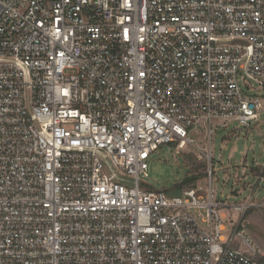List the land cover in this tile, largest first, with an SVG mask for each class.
Returning a JSON list of instances; mask_svg holds the SVG:
<instances>
[{
    "label": "built area",
    "instance_id": "2783aa9c",
    "mask_svg": "<svg viewBox=\"0 0 264 264\" xmlns=\"http://www.w3.org/2000/svg\"><path fill=\"white\" fill-rule=\"evenodd\" d=\"M263 110L264 0H0V264H264L210 147L206 191L140 182Z\"/></svg>",
    "mask_w": 264,
    "mask_h": 264
},
{
    "label": "rangeland",
    "instance_id": "374dc122",
    "mask_svg": "<svg viewBox=\"0 0 264 264\" xmlns=\"http://www.w3.org/2000/svg\"><path fill=\"white\" fill-rule=\"evenodd\" d=\"M218 126L219 123L214 121L213 133L209 138L207 129L199 125L190 135L195 141L192 146L185 145L178 149L173 144L162 145L151 155L146 175L142 173L140 176L141 188L174 193L180 189L183 179L195 171L194 174L205 175L197 186L206 191V172L209 170L206 156L210 147L214 171L212 189L216 198L229 204L246 202L250 197L263 201L264 185L255 191L253 186L258 171L264 166V110L248 129L232 122L218 132L215 131ZM222 213L226 216V227H230L228 220L234 224L237 222L230 211ZM240 223L252 241V247L264 254V208L252 209Z\"/></svg>",
    "mask_w": 264,
    "mask_h": 264
},
{
    "label": "trees",
    "instance_id": "16d2710c",
    "mask_svg": "<svg viewBox=\"0 0 264 264\" xmlns=\"http://www.w3.org/2000/svg\"><path fill=\"white\" fill-rule=\"evenodd\" d=\"M194 172L183 179V181L179 185V188L185 189V188L195 187L197 182H199L202 178L205 177V175H203L201 173L194 174ZM249 212H251V211H248L247 213H249Z\"/></svg>",
    "mask_w": 264,
    "mask_h": 264
}]
</instances>
